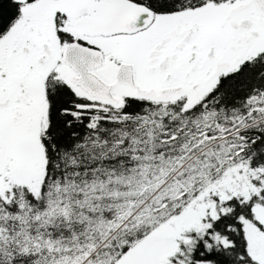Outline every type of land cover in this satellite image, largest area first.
<instances>
[{
	"label": "snow or ice",
	"instance_id": "1",
	"mask_svg": "<svg viewBox=\"0 0 264 264\" xmlns=\"http://www.w3.org/2000/svg\"><path fill=\"white\" fill-rule=\"evenodd\" d=\"M0 264H264V0H0Z\"/></svg>",
	"mask_w": 264,
	"mask_h": 264
}]
</instances>
